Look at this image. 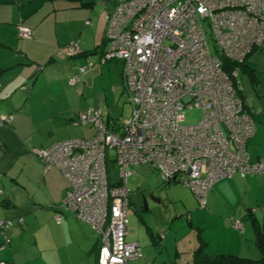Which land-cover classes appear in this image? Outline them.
<instances>
[{
	"label": "built area",
	"instance_id": "1",
	"mask_svg": "<svg viewBox=\"0 0 264 264\" xmlns=\"http://www.w3.org/2000/svg\"><path fill=\"white\" fill-rule=\"evenodd\" d=\"M104 18L99 62L121 64L131 113L110 127L100 109L86 108L72 121L91 126L90 137L59 141L38 154L46 171L54 167L67 181L61 206L98 234L96 264H128L142 256L138 242L126 239L131 165L148 164L162 182L189 187L201 206L215 181L264 173V158L250 161L246 151L255 128L243 110L239 71L226 73L221 61L241 62L264 40V0H116ZM18 33L32 36L25 25ZM65 49L70 57L79 51L75 44ZM89 65L79 66L69 84ZM192 107L201 115L186 123L185 109ZM108 162L116 172H108ZM13 224L0 221V229ZM8 241L4 236L2 247Z\"/></svg>",
	"mask_w": 264,
	"mask_h": 264
},
{
	"label": "crops",
	"instance_id": "2",
	"mask_svg": "<svg viewBox=\"0 0 264 264\" xmlns=\"http://www.w3.org/2000/svg\"><path fill=\"white\" fill-rule=\"evenodd\" d=\"M115 1L0 0V119H8L0 122V221H14L0 229V262L96 264L98 234L61 206L67 181L54 167L46 171L38 152L60 140L92 135L91 126H82L80 135L74 127L81 125L72 121L88 108L82 104L87 93L103 94L106 101L108 93H123L121 64L99 62L105 49L104 13ZM19 25L31 28L32 36L20 37ZM74 44L79 51L70 57L65 48ZM86 62L90 65L80 81L70 85V77ZM258 67H253L254 107L246 102L255 128L246 145L250 161L264 158V70ZM74 132L77 137H68ZM189 205L185 200L188 225L197 229V245L186 252V260L170 225L160 234L163 250L153 247L158 241L147 228L150 245L138 243L142 256L128 264H196L198 249L209 256L258 258L254 232L264 229V173H235L215 181L204 206L198 203L188 211ZM35 223L39 225L33 227ZM205 230L209 231L203 234ZM170 233L172 255L166 243ZM4 236L9 241L2 247Z\"/></svg>",
	"mask_w": 264,
	"mask_h": 264
},
{
	"label": "rangeland",
	"instance_id": "3",
	"mask_svg": "<svg viewBox=\"0 0 264 264\" xmlns=\"http://www.w3.org/2000/svg\"><path fill=\"white\" fill-rule=\"evenodd\" d=\"M209 47L212 52L215 50L213 43H210ZM247 62L252 67L258 65L259 67L256 68L258 71L264 70V43H262L260 47L255 49V51L249 55ZM240 79L243 85L242 93L246 98V102L249 106L254 107L256 91L253 89V85L246 76H241ZM121 93L122 91H118L113 95L108 93L106 101L104 100L105 96L103 94L96 95L90 91L86 94L82 104L85 105V108H94L95 106V109H100L102 116L107 120H113L112 122L122 121L130 115L132 105L125 98L123 93ZM200 115L201 109L199 108L192 107L190 109H185V122L195 123ZM111 124L112 123H109V125ZM74 128H76L80 135L82 134V126ZM68 137L77 136L74 132L72 134L70 133ZM107 168L108 172L117 171V167L114 162H108ZM130 171L131 173L126 182V186L129 189L130 202L126 239L128 241H136L141 245L144 243L146 245H150L148 242L150 239V231L147 229L149 228L151 230V234L154 237L156 235L155 238L156 241H158L153 247H156L157 250L161 251L163 250V246H160L161 244H159V242L162 243L163 240L160 239V234H162L163 231L168 230L170 225H172V227L175 228L174 234H177V244L182 251H185L182 259L186 260V252L192 250L197 245V229L195 227H193L194 229L192 230L190 229L188 225L189 217L186 216V210L184 209L183 204L185 200L187 204H190L187 208L188 211L195 210L199 207V202L194 193L189 189V187L180 182H167L168 184L162 182L159 173L156 170H153L148 164H133L130 166ZM138 192L152 196L157 199L158 202L148 200L146 203L147 210H142L139 204ZM38 225L39 223H35L33 227H37ZM208 231L209 230H205L203 234H206ZM37 232L40 233L39 230H37ZM172 236L173 233H170L166 241V243L169 244L171 255L172 251L170 249V240H172Z\"/></svg>",
	"mask_w": 264,
	"mask_h": 264
},
{
	"label": "trees",
	"instance_id": "4",
	"mask_svg": "<svg viewBox=\"0 0 264 264\" xmlns=\"http://www.w3.org/2000/svg\"><path fill=\"white\" fill-rule=\"evenodd\" d=\"M264 43L262 40L261 44ZM253 47L252 51L241 61V62H233L222 56V69L230 74L231 71L235 68L239 71V77L246 76L247 79L250 81L252 85L257 82V72L256 70L247 62V58L255 49L261 46ZM242 82V81H241ZM243 91V90H242ZM240 98L244 103L243 110L244 112L248 113L253 120V114L249 109H247L246 98L241 91H239ZM81 126H89V125H82ZM113 125V124H112ZM110 126V125H109ZM90 127V126H89ZM94 132V130H93ZM92 132V134H93ZM82 138V137H80ZM67 140V139H65ZM63 141V140H60ZM59 142V141H57ZM175 182V181H172ZM170 182V183H172ZM166 183V182H165ZM168 184V183H167ZM254 244L258 251V258L257 259H249L243 258L237 255H224V254H217L214 256H209L201 252L199 249L196 251V264H264V229L256 228L254 232Z\"/></svg>",
	"mask_w": 264,
	"mask_h": 264
},
{
	"label": "flooded vegetation",
	"instance_id": "5",
	"mask_svg": "<svg viewBox=\"0 0 264 264\" xmlns=\"http://www.w3.org/2000/svg\"><path fill=\"white\" fill-rule=\"evenodd\" d=\"M143 195H144V199H145L146 203L148 202V200H152V201H154L150 196L145 195L144 193H143ZM138 196H139V204H140V208L142 209V197H143V196H141V194H138ZM142 210H143V209H142Z\"/></svg>",
	"mask_w": 264,
	"mask_h": 264
},
{
	"label": "water",
	"instance_id": "6",
	"mask_svg": "<svg viewBox=\"0 0 264 264\" xmlns=\"http://www.w3.org/2000/svg\"><path fill=\"white\" fill-rule=\"evenodd\" d=\"M138 194H141V196H143L142 197V209L143 210H147V207H146V201H145V199H144V195H143V193L142 192H138ZM155 202H158V200L157 199H155V198H153L152 196H150Z\"/></svg>",
	"mask_w": 264,
	"mask_h": 264
}]
</instances>
